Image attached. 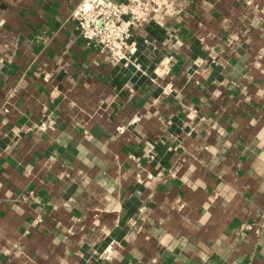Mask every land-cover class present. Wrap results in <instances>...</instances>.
<instances>
[{"label":"crops","instance_id":"crops-1","mask_svg":"<svg viewBox=\"0 0 264 264\" xmlns=\"http://www.w3.org/2000/svg\"><path fill=\"white\" fill-rule=\"evenodd\" d=\"M80 1L0 0V264H264V0H186L115 66Z\"/></svg>","mask_w":264,"mask_h":264},{"label":"built area","instance_id":"built-area-1","mask_svg":"<svg viewBox=\"0 0 264 264\" xmlns=\"http://www.w3.org/2000/svg\"><path fill=\"white\" fill-rule=\"evenodd\" d=\"M185 3L186 0H81L71 17L80 38L96 47L109 64H133V31L151 23L172 21L184 12ZM135 67L139 69L138 64ZM185 118L189 125L204 120L192 106L186 107ZM240 229L249 226L243 224Z\"/></svg>","mask_w":264,"mask_h":264}]
</instances>
